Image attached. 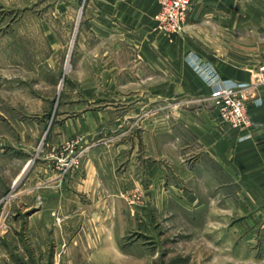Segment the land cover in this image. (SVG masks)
I'll return each mask as SVG.
<instances>
[{"label":"rangeland","instance_id":"obj_1","mask_svg":"<svg viewBox=\"0 0 264 264\" xmlns=\"http://www.w3.org/2000/svg\"><path fill=\"white\" fill-rule=\"evenodd\" d=\"M84 3L0 0V264H264V193L252 186L240 192L234 181L231 193L202 192L200 211L177 205L174 193L162 209L111 171L99 183L94 175L84 192L81 122L94 112L95 142L113 116L97 112L115 104L87 86L78 62ZM168 146L169 179L181 187ZM91 201L105 208L74 205ZM115 217L124 218V234Z\"/></svg>","mask_w":264,"mask_h":264},{"label":"crops","instance_id":"obj_2","mask_svg":"<svg viewBox=\"0 0 264 264\" xmlns=\"http://www.w3.org/2000/svg\"><path fill=\"white\" fill-rule=\"evenodd\" d=\"M82 9L78 62L88 70L87 86L115 99L97 112L113 116L100 124L103 132L95 142L94 112L81 122L88 134L84 192L94 175L99 183L111 171L128 179L130 189L140 186L162 209L174 193L180 207L203 210L207 202L200 193H231L234 181L240 192L252 186L264 193V84L256 83L264 66V0H192L182 31L172 35L154 21L156 0H85ZM206 69L211 79L250 84L249 128L218 119L212 102L216 87L202 76ZM169 144L178 157L175 177L187 186L170 182L175 167ZM26 164L25 171L31 162ZM74 205L105 208L100 201ZM100 214L96 220L104 231L106 218ZM114 220L124 234V218Z\"/></svg>","mask_w":264,"mask_h":264},{"label":"built area","instance_id":"obj_3","mask_svg":"<svg viewBox=\"0 0 264 264\" xmlns=\"http://www.w3.org/2000/svg\"><path fill=\"white\" fill-rule=\"evenodd\" d=\"M159 9L154 15V21L167 34L181 32L191 9L192 0H156ZM257 84H264V66L257 73ZM216 89L212 94L213 106L217 117L232 128H249L251 121L248 115L247 89L249 83L236 85L226 84L215 77L211 82ZM258 99H256V102Z\"/></svg>","mask_w":264,"mask_h":264}]
</instances>
